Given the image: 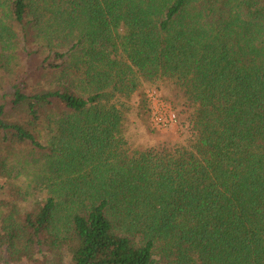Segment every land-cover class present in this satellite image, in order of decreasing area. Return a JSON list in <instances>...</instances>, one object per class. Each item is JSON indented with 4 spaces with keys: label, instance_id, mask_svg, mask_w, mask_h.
I'll return each instance as SVG.
<instances>
[{
    "label": "trees",
    "instance_id": "1",
    "mask_svg": "<svg viewBox=\"0 0 264 264\" xmlns=\"http://www.w3.org/2000/svg\"><path fill=\"white\" fill-rule=\"evenodd\" d=\"M160 79L186 143L132 148L118 97ZM27 166L0 264H264V0H0V180Z\"/></svg>",
    "mask_w": 264,
    "mask_h": 264
},
{
    "label": "rangeland",
    "instance_id": "2",
    "mask_svg": "<svg viewBox=\"0 0 264 264\" xmlns=\"http://www.w3.org/2000/svg\"><path fill=\"white\" fill-rule=\"evenodd\" d=\"M147 96L151 113L146 119L136 117L138 95ZM119 108L124 116L123 135L132 148L160 147L171 148L178 144H185L187 139L186 121L191 109L184 105L183 92L168 79L153 82L141 80L137 89L129 96H119ZM191 108V107H190ZM175 115V121H168L167 111ZM160 117L165 126H159L156 118ZM144 122V123H143ZM39 141L46 144L47 132L44 129L36 130ZM39 155H37L38 157ZM29 166L16 168L5 180H0L3 185L29 190L32 179Z\"/></svg>",
    "mask_w": 264,
    "mask_h": 264
},
{
    "label": "built area",
    "instance_id": "3",
    "mask_svg": "<svg viewBox=\"0 0 264 264\" xmlns=\"http://www.w3.org/2000/svg\"><path fill=\"white\" fill-rule=\"evenodd\" d=\"M167 116H168V121H175V115L174 113H171V111H167ZM156 121L160 124L159 126H165V124H163V122L161 121L160 117L156 118Z\"/></svg>",
    "mask_w": 264,
    "mask_h": 264
}]
</instances>
